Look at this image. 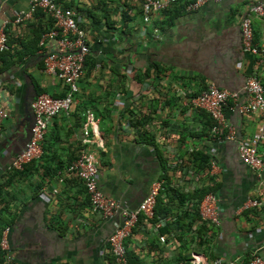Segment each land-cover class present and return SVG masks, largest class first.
I'll list each match as a JSON object with an SVG mask.
<instances>
[{
    "label": "crops",
    "instance_id": "0c3cea01",
    "mask_svg": "<svg viewBox=\"0 0 264 264\" xmlns=\"http://www.w3.org/2000/svg\"><path fill=\"white\" fill-rule=\"evenodd\" d=\"M58 1L77 12L96 64L79 80L72 110L49 122L41 156L8 173L25 145L19 122L26 98L39 89L62 95L67 87L44 71L33 34L47 27L49 16L35 9L16 23L29 0H0V28L8 39L0 53V105L9 113L0 131V220L18 263L112 264L107 237L119 217L95 212L82 182L67 169L83 147L87 110L98 119L100 143L91 148L101 190L121 206L136 208L168 163L170 189H161L153 219L140 215L125 239L130 264H190L193 252L207 261L264 255V171L243 163L237 152L238 142L249 143L262 122L258 114L237 109L248 99L243 83L257 73L264 86V60L242 50L240 24L251 5L264 0L205 2L191 11L184 6L189 0H178L146 23L141 0ZM249 16L254 42L264 49V18ZM54 49L55 41L48 39L43 50ZM210 82L238 91L236 102L224 108L234 132L226 141L212 139L209 114L190 103ZM257 148L264 154V133ZM194 150L214 157L216 165L204 173L182 164ZM176 163L182 167L176 169ZM204 185H213L219 197V225L186 212L191 203L186 196ZM248 198L261 204L244 208ZM158 218L163 225L156 228Z\"/></svg>",
    "mask_w": 264,
    "mask_h": 264
},
{
    "label": "built area",
    "instance_id": "2783aa9c",
    "mask_svg": "<svg viewBox=\"0 0 264 264\" xmlns=\"http://www.w3.org/2000/svg\"><path fill=\"white\" fill-rule=\"evenodd\" d=\"M216 1L219 0H190L185 9L187 11L195 10L205 2ZM176 2L177 0H142L143 21L145 23L150 21L155 15ZM29 4L30 8L19 12L14 22L18 23L29 18L35 9H41L54 20L55 27L44 32L39 39V47L43 54V69L47 74L60 79L67 90L63 96L58 97L39 93L31 101L34 120L30 128V137L22 150L14 155L7 166V169L15 170H22L25 164L41 156L42 142L49 122L56 115L68 114L72 110L76 103L75 93L78 91V80L83 75L85 57L90 50L85 31L79 26V16L74 9L64 7L58 0H29ZM249 13L264 18V2L251 5ZM250 14L246 15L240 24L242 50L264 60V49L257 47L254 42ZM154 31L156 32L157 29L155 28ZM48 39L55 41V49L44 51L43 48ZM7 48V35L2 26L0 28V52ZM243 90L247 93L248 99L244 103L237 104L238 111L243 114H258L262 122L249 143L242 140L238 142L237 152L243 163L260 172L264 171V154H260L257 147L264 133V86L257 73H251L246 77ZM237 97L238 91L220 88L210 82L201 92L190 98L193 107L206 111L213 120L210 135L215 141H226L233 138L234 132L226 122L224 108L228 105L229 100L236 102ZM8 115L7 110L0 105V131L1 121ZM99 135L98 119L92 111L87 110L81 133L83 147L67 169L74 172L82 182L88 195L90 207L95 212L103 218L112 219L116 215L119 217V222L107 237V245L115 264H130L125 239L130 236L140 215L153 219L157 197L163 189V180L159 179L151 183L148 192L136 208L121 206L116 198L103 193L99 184L98 158L96 150L91 148L92 144L100 143ZM213 158H211L210 166L216 165ZM260 204L258 199L248 198L243 207H256ZM220 212L218 195L213 192L206 193L198 204L200 219L219 225ZM155 223V227L159 228L163 225V219L158 218ZM7 230L6 228L0 239V248L5 253L4 260L7 264H20L11 252ZM159 239L162 242L165 241V237L161 234ZM189 262L190 264H264V255L253 254L246 261L239 262L221 257L207 261L200 253L193 252Z\"/></svg>",
    "mask_w": 264,
    "mask_h": 264
},
{
    "label": "trees",
    "instance_id": "16d2710c",
    "mask_svg": "<svg viewBox=\"0 0 264 264\" xmlns=\"http://www.w3.org/2000/svg\"><path fill=\"white\" fill-rule=\"evenodd\" d=\"M142 1V0H141ZM190 1V0H189ZM177 2H178V0H177ZM176 2V3H177ZM175 3V4H176ZM174 4V5H175ZM186 4H187V2H185V4H184V6H186ZM170 8V7H169ZM169 8H167V9H169ZM140 9H141V7H140ZM166 9V10H167ZM142 10V9H141ZM143 15V14H142ZM152 20V19H151ZM158 24V23H157ZM160 25V24H159ZM158 26V25H157ZM55 27V22H54V20L51 18V17H49L48 18V25H47V27L45 28V29H37L36 31H33V34L36 36V38H35V40L36 41H38V39H40V37H41V35L44 33V32H46L47 30H50V29H52V28H54ZM48 28V29H47ZM50 28V29H49ZM8 40V39H7ZM2 52V51H1ZM0 52V53H1ZM41 62H42V64H43V60H41ZM95 64H96V59H95V57L92 55V52L89 50V53L86 55V57H85V62H84V70L85 71H83V74H84V72H87L88 73V71H90V69L91 68H88L87 66H91V67H93V66H95ZM83 76V75H82ZM81 76V77H82ZM81 78H79V80H80ZM79 80H78V83H79ZM66 92V91H65ZM65 92H63V94L61 95H58V96H63L64 94H65ZM39 93H42V91H41V89H39L38 90V94ZM52 96H54V97H58V96H56V95H52ZM208 117V130H210V128H211V126H212V124H213V120L211 119V117L208 115L207 116ZM80 153V152H79ZM78 153V154H79ZM35 159H37V158H35ZM35 159H33V160H35ZM32 160V161H33ZM32 161H30V162H32ZM210 157L208 156V154L207 153H205L204 151H202V150H194L193 152H191V159L190 160H188V161H184V163H182V164H185V165H189V164H191L192 165V167H194L195 168V171H203L204 173H206L208 170H209V164H210ZM29 162V163H30ZM182 164H179V163H176V165H175V168L176 169H178V168H180V167H182ZM168 163H163V165H162V170H163V173L161 174V176H160V179H163V191L164 192H166V191H168L169 189H170V185L171 184H169L168 183V181H170L169 180V176H168V174H167V169H168ZM23 169H24V167H23ZM22 169V170H23ZM22 170H15V169H7L6 171L8 172V173H11V172H16V171H22ZM162 190L160 191V194L162 195V192H163ZM177 191H179V190H177ZM180 192V191H179ZM208 192H213L214 193V188H213V185H204L203 187H201L200 189H197V188H195V189H192V191L186 196V200H188V201H190L191 203H190V206H189V209H188V211H186V212H193V214L194 215H197L198 217H200V215H199V213H198V204H199V202L201 201V199L203 198V196L206 194V193H208ZM180 200L182 201V202H184V197H183V192L181 191L180 192ZM159 196L160 195H158V197H157V201H156V203H160V201H161V199L159 198ZM185 202H187V201H185ZM192 214V215H193ZM155 217H156V215H155ZM5 220H3V219H1L0 220V239H1V237H2V232H3V229H4V227H5ZM109 250V249H108ZM109 254V260H111V263L112 264H115L114 263V259H113V257L111 256V253H110V251L108 252ZM4 252L1 250V248H0V264H7L6 262H5V260H4ZM17 261V260H16Z\"/></svg>",
    "mask_w": 264,
    "mask_h": 264
},
{
    "label": "water",
    "instance_id": "95a60500",
    "mask_svg": "<svg viewBox=\"0 0 264 264\" xmlns=\"http://www.w3.org/2000/svg\"><path fill=\"white\" fill-rule=\"evenodd\" d=\"M33 100V98H26V101L24 102V113L25 116L23 117V119L20 120L19 125H21L23 127V133L22 134V142H27V140L30 137V128L32 126L33 123V111L31 109V101Z\"/></svg>",
    "mask_w": 264,
    "mask_h": 264
}]
</instances>
